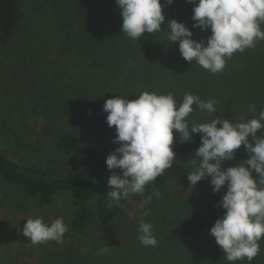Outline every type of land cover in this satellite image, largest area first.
Listing matches in <instances>:
<instances>
[{
	"label": "rangeland",
	"instance_id": "rangeland-1",
	"mask_svg": "<svg viewBox=\"0 0 264 264\" xmlns=\"http://www.w3.org/2000/svg\"><path fill=\"white\" fill-rule=\"evenodd\" d=\"M18 4L19 28L8 39L0 35V152L21 168L60 167L82 173L86 167L81 161L57 147L65 134L75 135L84 146L112 153L119 145L112 142L115 126H108L103 105L114 96L132 100L143 92L171 93L180 104L191 93L217 102L212 114L194 104L187 117L190 125L222 117L247 122L264 110V40L226 58L219 73L195 60L186 61L179 42L167 38L168 21L185 23L192 38L205 40V45L211 35V29L193 28L195 5L186 0L163 3L162 31L145 32L137 41L129 37L103 41L107 43L95 40L94 34L122 25L116 0H19ZM260 27L264 31V23ZM139 42H168L164 67L147 61ZM49 82L79 90L88 112L79 118L48 116L39 93ZM250 104H255V113ZM176 135L180 134L173 130ZM248 158L242 148L238 164ZM199 159L176 156L142 194H130L119 202L127 210L124 219L109 225L92 220L79 232L70 228L69 221L73 211L87 203L85 197L64 194L39 207L38 197L26 195L0 176V264H248L247 258L229 262L209 235L214 222L207 215L205 197L213 187L211 178L195 186L187 179L188 169L193 170ZM252 175L258 181V174ZM61 217L67 231L59 242L33 244L23 235L28 219L42 218L51 224ZM141 219L153 225L155 247L139 241ZM189 220L202 221L207 232L190 234L184 227ZM258 243L260 252L251 264H264V237ZM106 246L108 250L102 251ZM200 252L207 253L198 257Z\"/></svg>",
	"mask_w": 264,
	"mask_h": 264
},
{
	"label": "clouds",
	"instance_id": "clouds-1",
	"mask_svg": "<svg viewBox=\"0 0 264 264\" xmlns=\"http://www.w3.org/2000/svg\"><path fill=\"white\" fill-rule=\"evenodd\" d=\"M193 8V28L211 29L205 40L193 39V32L183 22L172 19L167 23L168 40L179 42V51L188 61L211 73L223 71L226 58L237 51L255 48L264 40V0H186ZM174 0H165L171 5ZM121 10L122 32L137 41L145 32L162 31L165 22L161 0H116ZM215 100H201L185 94L177 104L173 95L143 92L135 99L114 96L107 99L103 111L106 122L115 126L113 143L119 146L106 158L112 171L108 178V206L119 203L130 194L143 193L145 186L170 168L175 158L172 145L173 130L180 134V142H191L192 134H200L201 145L195 152L198 166L188 173V181L195 186L202 179H210L213 193L225 191L218 207L226 211L217 218L209 231L229 261L247 258L248 264L259 254L258 241L264 237V138L257 132L264 128V110L258 118L233 123L222 118L201 124H189L187 117L193 105L209 114L217 111ZM255 113V104L249 105ZM217 125H221L217 127ZM251 136V142L249 137ZM244 146L249 158L236 166L222 170L225 160L235 158V151ZM196 160V159H194ZM258 174V181L252 172ZM159 197V193H155ZM148 215L147 212L144 213ZM63 218L45 224L42 218L28 219L22 232L33 244L59 242L66 233ZM138 239L145 247L157 245L153 225L139 222ZM106 246L102 251L106 252Z\"/></svg>",
	"mask_w": 264,
	"mask_h": 264
},
{
	"label": "trees",
	"instance_id": "trees-1",
	"mask_svg": "<svg viewBox=\"0 0 264 264\" xmlns=\"http://www.w3.org/2000/svg\"><path fill=\"white\" fill-rule=\"evenodd\" d=\"M18 1L0 0V35L3 39L12 37L19 28L22 13ZM164 2L165 0H161L162 5ZM127 37L122 32V25L112 29H99L94 34L95 40L100 41V43L123 40ZM39 94L44 96L46 101L44 112L48 116L79 118L89 110V105L83 100L79 90L68 89L54 82H49L44 91ZM192 135V141L184 143L180 142V135L174 136L172 148L175 157L178 155L195 156L196 150L201 145V140L200 134ZM257 136L264 138V128L257 132ZM249 141L251 142V136ZM57 147L59 150L78 158L86 169L79 173L77 170L66 171L60 167L21 168L0 152V176L7 183L20 187L26 195L38 197L39 207H44L57 196L64 194L85 197L87 203L75 209L69 221L70 228L75 232L83 230L92 220H96L102 225H109L116 220L124 219L127 216V210L124 207L115 202L111 207L108 206L107 192L111 191L107 183L108 178L112 171L120 173L119 169L110 171L107 168L105 161L110 153L84 146L72 134L62 135L58 140ZM242 148H244L243 145L235 151L234 159L225 160L222 163V170L238 164ZM196 165L198 163H195L193 168ZM191 171L192 169H188V172ZM225 191L226 189L213 193L211 189L205 197L207 215L214 223L226 211L217 206ZM184 227H187L189 233L193 235L203 236L207 232L205 224L200 220H189ZM206 253L200 252L201 255L198 257H202V254Z\"/></svg>",
	"mask_w": 264,
	"mask_h": 264
},
{
	"label": "crops",
	"instance_id": "crops-1",
	"mask_svg": "<svg viewBox=\"0 0 264 264\" xmlns=\"http://www.w3.org/2000/svg\"><path fill=\"white\" fill-rule=\"evenodd\" d=\"M125 43H134V42H125ZM142 43L140 47H144L143 53L146 54V60L153 62L155 67L159 65L164 67V62L166 56V48L168 42H139ZM130 46V45H129ZM148 48V49H147ZM147 49V50H146ZM229 79V78H227Z\"/></svg>",
	"mask_w": 264,
	"mask_h": 264
}]
</instances>
